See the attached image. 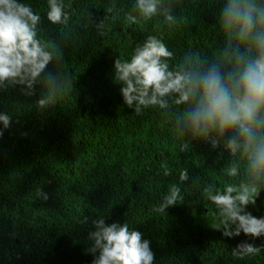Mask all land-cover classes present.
Returning a JSON list of instances; mask_svg holds the SVG:
<instances>
[{"label":"trees","instance_id":"trees-1","mask_svg":"<svg viewBox=\"0 0 264 264\" xmlns=\"http://www.w3.org/2000/svg\"><path fill=\"white\" fill-rule=\"evenodd\" d=\"M24 2L41 15L40 37L60 49L70 89L45 112L35 106L39 85L32 96L19 86L0 90V112L13 117L0 137V264H92L87 234L97 217L141 232L153 264H264V252L232 255L249 239L243 233L230 239L213 229L216 210L202 188L229 182L221 175L227 157L218 160L210 145L195 142L181 152L185 142L163 113L136 115L114 81L115 59L130 58L148 35L162 38L177 60L188 50L212 56L223 41L217 27L222 0H177L172 26L162 18L129 26L124 15L132 0H70L69 28L46 19L47 0ZM113 5L120 11L116 21L106 11ZM102 19L104 36L95 27ZM162 162L172 169L170 177L163 176ZM184 169L190 175L180 185L184 199L154 211ZM247 211L264 216V190ZM85 216L88 224L81 223ZM249 242L264 245V236Z\"/></svg>","mask_w":264,"mask_h":264},{"label":"clouds","instance_id":"clouds-1","mask_svg":"<svg viewBox=\"0 0 264 264\" xmlns=\"http://www.w3.org/2000/svg\"><path fill=\"white\" fill-rule=\"evenodd\" d=\"M177 0H132L125 22L138 25L162 18L169 26L177 23ZM71 2L47 0L46 19L52 25L70 27ZM112 21L120 18L115 5L106 9ZM122 11V9H121ZM41 15L24 0H0V90L20 87L27 96L41 87L35 106L45 112L55 108L67 95L70 85L60 70V49L43 40L39 33ZM104 36L102 19L95 24ZM217 27L222 43L212 56L188 50L177 60L162 38L148 35L138 43L130 58L114 61V81L120 85L123 103L142 115L146 109L160 110L176 136L185 143L180 151L195 144L210 145L218 160L227 157L221 175L229 181L223 187L205 183L203 198L216 210L213 229L223 237L242 233L254 241L264 236V216L247 211L256 205L264 190V0H222L217 13ZM54 71H46L49 65ZM175 110V111H174ZM13 122L8 112H0V137ZM164 177L172 169L162 162ZM190 180L188 169L179 172L154 207L165 210L182 196V184ZM43 199L47 194L41 192ZM82 224H88L84 217ZM88 251L92 264H153L154 253L142 233L128 223L106 224L103 217L91 220ZM239 242L232 255L238 259L255 258L264 245Z\"/></svg>","mask_w":264,"mask_h":264}]
</instances>
